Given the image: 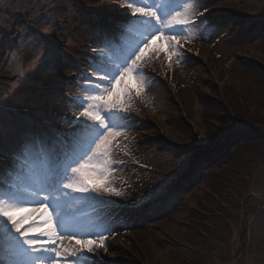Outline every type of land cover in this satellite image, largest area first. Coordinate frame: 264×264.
<instances>
[{
	"label": "rangeland",
	"instance_id": "obj_1",
	"mask_svg": "<svg viewBox=\"0 0 264 264\" xmlns=\"http://www.w3.org/2000/svg\"><path fill=\"white\" fill-rule=\"evenodd\" d=\"M80 3L98 9L108 36L121 42L120 25L131 14L125 0ZM73 10L67 0H0V44L8 42L0 55L6 150L28 133L61 132L67 139L73 131L63 121L80 109L67 97L82 94L78 81L91 71L93 50L102 43L72 18ZM199 12L220 22L217 31L201 38L202 29L190 28L173 42L170 60L169 53L152 50L138 61L151 87L124 97L133 126L113 144L117 164L109 185L122 194L98 197L121 207L89 202L81 209L86 228L105 224L115 231L108 251L99 249L105 264H264V123L245 122L255 142H241L239 152L229 147L231 159L218 151L233 130L213 142L237 114L264 122V0H203ZM33 32L60 47L65 59L55 72L42 62L43 49L31 45ZM231 188L241 206L219 243L216 222L233 212L223 201ZM158 189L142 208L123 207ZM63 244L79 247L74 240Z\"/></svg>",
	"mask_w": 264,
	"mask_h": 264
},
{
	"label": "snow or ice",
	"instance_id": "obj_2",
	"mask_svg": "<svg viewBox=\"0 0 264 264\" xmlns=\"http://www.w3.org/2000/svg\"><path fill=\"white\" fill-rule=\"evenodd\" d=\"M202 2L125 0L131 14L120 25L121 42L116 43L106 33L107 21L98 9L67 0L74 6L72 18L102 43L93 50L91 71L78 81L82 94L67 97L80 109L75 119L63 121L73 129L67 139L61 132L28 133L6 150L9 130L0 119V264H105L99 249L108 251L106 242L115 231L105 224L86 228L79 221L81 209L89 202L121 207L98 197L122 194L109 185L117 164L111 158L113 144L133 126L132 117L125 115L124 97L133 91L139 96L151 87L138 61L152 50L169 53L173 42L179 44L177 37L188 35L190 28L202 29L201 38L217 31L220 22L199 12ZM157 41L162 42L158 47ZM30 43L43 49L42 62L52 72L61 67L65 57L54 40L33 32ZM175 54L170 52L169 60ZM136 77H141L139 83ZM5 111L0 101V116ZM158 192L149 191L123 207L138 210ZM66 239L79 247H65Z\"/></svg>",
	"mask_w": 264,
	"mask_h": 264
},
{
	"label": "trees",
	"instance_id": "obj_3",
	"mask_svg": "<svg viewBox=\"0 0 264 264\" xmlns=\"http://www.w3.org/2000/svg\"><path fill=\"white\" fill-rule=\"evenodd\" d=\"M0 48L2 49L1 54H3L5 52V47L0 45ZM241 114H237V117H239V119H234L230 122L226 124V129L223 133H221L222 131H218V135H214V140L213 142L218 143L220 141V139L225 135V133H227L229 130L232 131L231 132V136L229 137V139L231 141H228V144H224V146L222 148L219 149L218 151V156L219 158H221L222 156H227L230 159L233 157L234 152H230L229 147H231L234 150L238 149V152L240 151V143L243 142V144H253L254 139L256 137V132L254 130H252L253 128H250V126H247V124L245 122H249V124L253 125V126H259L260 123H264V122H259L258 124L256 123V118L257 115L256 114H250V116L247 115H243L240 116ZM253 121V122H250ZM264 121V119H263ZM247 127V128H246ZM249 128V129H248ZM227 130V131H226ZM254 134V135H252ZM251 138V139H250ZM258 142V141H256ZM220 183V181L218 182V184ZM221 185V183H220ZM242 188H245L244 184L242 185ZM238 184L237 183H233V188H237ZM231 188L229 191H227V194H225L223 196V201L226 202L227 206L231 208V210H233V212H227L224 215H218V220L217 226L219 230H217L220 234V236L218 238H215L217 242L219 243H224V237H228V235L224 234V231H228V229L231 228V223H235V221L238 219L237 218V213L236 211L240 210V200L238 195L236 194V191ZM220 201V200H219ZM218 205V204H217ZM242 208V207H241ZM222 211V210H221ZM223 212V211H222ZM221 229V230H220ZM210 244H206L208 245L207 248H212L213 246L211 245L212 243L209 242ZM224 245V244H223Z\"/></svg>",
	"mask_w": 264,
	"mask_h": 264
}]
</instances>
